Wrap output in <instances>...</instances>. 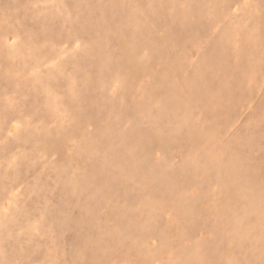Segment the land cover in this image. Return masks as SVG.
Here are the masks:
<instances>
[{
  "label": "rangeland",
  "instance_id": "obj_1",
  "mask_svg": "<svg viewBox=\"0 0 264 264\" xmlns=\"http://www.w3.org/2000/svg\"><path fill=\"white\" fill-rule=\"evenodd\" d=\"M0 264H264V0H0Z\"/></svg>",
  "mask_w": 264,
  "mask_h": 264
}]
</instances>
